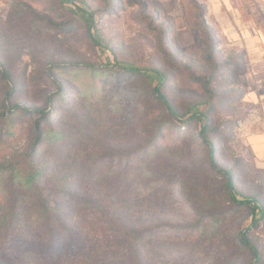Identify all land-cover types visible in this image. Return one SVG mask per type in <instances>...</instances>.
<instances>
[{
	"label": "rangeland",
	"instance_id": "1",
	"mask_svg": "<svg viewBox=\"0 0 264 264\" xmlns=\"http://www.w3.org/2000/svg\"><path fill=\"white\" fill-rule=\"evenodd\" d=\"M116 63L162 72L163 93L179 118H168L154 97L158 74L148 72L149 80L110 72ZM263 102L264 0H0L1 163L20 165L36 140L40 116L8 114L14 105H49L43 128L62 141L43 152V160L63 184L85 187L81 175L109 170L103 154L148 147L137 157L159 175L143 181L157 180L155 195L144 191L143 218L154 231L135 246L141 264H264V220L253 228L250 209L234 207L215 222L229 204L218 192L221 180L203 170L207 152L199 136L206 125L218 164L232 173L241 194L264 207V169L248 141L263 130ZM158 123L163 133L155 137ZM118 162L113 171L135 172L137 166ZM193 174L201 185L193 187ZM5 176L0 188L9 183ZM158 198L162 204L151 209ZM142 216H131L132 224ZM241 231L256 257L239 243ZM3 244L0 264H16L25 245L45 256L57 249L75 256L82 246L75 237L55 250L20 237Z\"/></svg>",
	"mask_w": 264,
	"mask_h": 264
},
{
	"label": "trees",
	"instance_id": "2",
	"mask_svg": "<svg viewBox=\"0 0 264 264\" xmlns=\"http://www.w3.org/2000/svg\"><path fill=\"white\" fill-rule=\"evenodd\" d=\"M91 40L101 47L95 37L91 36ZM85 69L94 76L99 75L93 66ZM112 71L149 80L148 72L158 74L161 81L153 89L154 97L168 118H179L163 93L165 76L162 72L127 67L119 63L112 66L110 72ZM3 77L7 79L9 74L4 73ZM48 106L45 109H26L14 105L7 110L8 114L20 110L26 115H38L40 118L34 126L36 140L31 148V154L21 155L20 165L5 166L0 161V177L5 178V175H9V183L0 188V249L4 246V241L20 237L21 240L28 242L45 243L50 250L53 248L55 250L62 245L63 240L75 237L77 242L82 244L81 252L75 256L61 255L58 249L50 251L51 254L45 256L25 245L21 246L20 252L16 254V264H141V254L135 246H142L154 231L151 228L152 222L143 218L147 212L144 204L149 202V194L144 191H148L150 195L155 193L153 183L157 180L143 181L145 177L152 178L158 173L149 164L140 162L137 156L149 148L139 147L130 152L103 154L102 157L106 159L103 160L101 157V164L110 165L109 170L100 171L98 174L81 175L80 178L88 183L85 187H81L80 184L72 186V183L66 181L63 184L61 173L56 172L55 168L43 160V152L62 141L57 132L43 128L44 125L47 126L51 117V113L47 111ZM193 117H196V113ZM163 126L164 123L154 126L155 137L163 133ZM207 133V126L204 125L199 132L207 152L203 170L206 176L221 180L218 192L223 201L229 204L228 208L225 207L218 212L215 222L221 224L234 207L246 208L250 209L252 227L256 228L260 221L264 220L263 205L255 198L247 197L237 190L232 173L218 164L216 149ZM154 145L155 142L149 147L152 148ZM150 157L152 154L147 157L148 161ZM118 160L120 162L126 160L128 166L131 164L137 166L135 172H131L130 167L123 169L121 173L113 171L111 166L119 163ZM139 169L142 173L136 176L135 173ZM192 177L193 187L201 185L198 174H193ZM216 180L213 184L217 183ZM142 184L145 186L141 190ZM137 197L144 202L135 203ZM156 202V205L150 206L151 209H158L162 204L160 198ZM135 207L137 212L133 213ZM135 214L143 215L138 224H132L130 218ZM88 216L91 218L87 219ZM211 220L213 221V217ZM87 223L91 224L89 228ZM239 235L241 246L251 250L256 257L246 234L241 231ZM121 260L123 262H120Z\"/></svg>",
	"mask_w": 264,
	"mask_h": 264
},
{
	"label": "crops",
	"instance_id": "3",
	"mask_svg": "<svg viewBox=\"0 0 264 264\" xmlns=\"http://www.w3.org/2000/svg\"><path fill=\"white\" fill-rule=\"evenodd\" d=\"M263 111V130L253 133L249 136V143L256 154V162L258 167L264 169V102L262 104Z\"/></svg>",
	"mask_w": 264,
	"mask_h": 264
}]
</instances>
